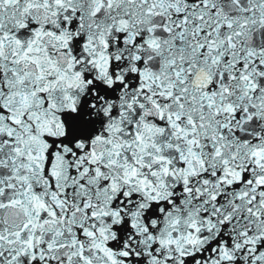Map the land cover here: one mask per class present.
Masks as SVG:
<instances>
[{"label": "snow or ice", "instance_id": "1", "mask_svg": "<svg viewBox=\"0 0 264 264\" xmlns=\"http://www.w3.org/2000/svg\"><path fill=\"white\" fill-rule=\"evenodd\" d=\"M0 264H264V0H0Z\"/></svg>", "mask_w": 264, "mask_h": 264}]
</instances>
